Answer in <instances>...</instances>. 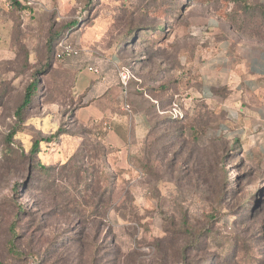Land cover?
<instances>
[{
	"label": "rangeland",
	"instance_id": "1",
	"mask_svg": "<svg viewBox=\"0 0 264 264\" xmlns=\"http://www.w3.org/2000/svg\"><path fill=\"white\" fill-rule=\"evenodd\" d=\"M17 3L0 0V264H264V125L248 118L253 98L178 97L183 117H152L126 154L74 116L76 75L93 66L102 81L107 59L138 87L160 78L165 93L174 79L180 94V78L196 80L190 60L211 38L208 22L215 38L264 48V0ZM60 40L80 56L57 61Z\"/></svg>",
	"mask_w": 264,
	"mask_h": 264
},
{
	"label": "crops",
	"instance_id": "2",
	"mask_svg": "<svg viewBox=\"0 0 264 264\" xmlns=\"http://www.w3.org/2000/svg\"><path fill=\"white\" fill-rule=\"evenodd\" d=\"M207 28L211 38L198 47L199 59L190 60L196 80L190 81L188 75L180 78V94L176 93L174 79L168 82L165 93L159 88L160 78L146 88L130 79L123 86L119 72L124 68L113 58L107 59V75L102 81L99 73L87 68L79 71L74 91L83 105L75 111L77 122L95 123L104 130L102 141L108 148L118 154L131 153L146 140L152 117L166 115L177 105L176 98L181 97V103L199 99L212 105L219 100L218 91L226 90L233 100L247 101L251 97L258 102L248 118L264 125V48L243 38H215L219 30L216 22H208Z\"/></svg>",
	"mask_w": 264,
	"mask_h": 264
},
{
	"label": "built area",
	"instance_id": "3",
	"mask_svg": "<svg viewBox=\"0 0 264 264\" xmlns=\"http://www.w3.org/2000/svg\"><path fill=\"white\" fill-rule=\"evenodd\" d=\"M15 1H17L19 3L24 2V0H15ZM79 56H80V50H78L76 47L69 44L67 41L60 40L57 42V44L55 46V51H54V58L57 61H62V60L70 59V58H77ZM87 70L89 72L94 73V74H98V69L93 67V66H88ZM119 78H120L123 86H125L126 82L130 78V75L127 71L121 70L119 72ZM167 114L174 119H177V118L180 119L183 117L181 108L177 105H173L171 110L168 111Z\"/></svg>",
	"mask_w": 264,
	"mask_h": 264
},
{
	"label": "trees",
	"instance_id": "4",
	"mask_svg": "<svg viewBox=\"0 0 264 264\" xmlns=\"http://www.w3.org/2000/svg\"><path fill=\"white\" fill-rule=\"evenodd\" d=\"M15 5L21 7L20 4H18L16 1H15ZM260 9H261V11H264V10H262L261 7H260ZM127 72H128L129 75H130V72H129V71H127ZM131 78H132V76H130L129 79H131ZM36 87H37V82H36V81H34L33 83H31V84L27 87L26 92H25L24 97H23V101H22L21 105L17 108V110H16V112H15V115L19 116V114L29 106V104L32 102L33 96H34V94H35V92H36ZM171 119H172V118L169 117V118H167L166 120H167L168 122H169V121H171V122L174 121L173 119H172V120H171ZM150 129H151V128H150ZM13 133H14V132H11V133H10L9 138L12 137ZM149 133H150V130H149ZM149 133H148V135H149ZM61 134H62V131L59 129V130H57V133H56V134H53V136H51V137L59 136V135H61ZM148 135H147V137H148ZM51 139H53V138H50V140H51ZM37 151H38V143L35 142V143H33L30 152H31V153H35V152H37ZM210 218H211V217H210ZM232 256H233V255H232Z\"/></svg>",
	"mask_w": 264,
	"mask_h": 264
}]
</instances>
